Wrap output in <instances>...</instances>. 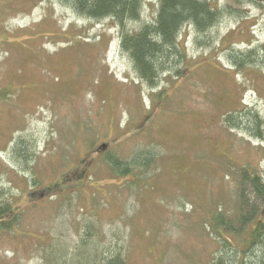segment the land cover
<instances>
[{
	"label": "rangeland",
	"instance_id": "1",
	"mask_svg": "<svg viewBox=\"0 0 264 264\" xmlns=\"http://www.w3.org/2000/svg\"><path fill=\"white\" fill-rule=\"evenodd\" d=\"M156 4L145 2L144 21ZM239 12L204 37L184 27L186 56L152 86L122 49L113 18H86L60 0H0V205H9L0 223L15 219L0 227V264H76L88 228L107 257L127 264L243 254L246 231L227 234L236 246L221 247L215 218L238 213L245 170L264 178V138L243 120L259 113L264 130L263 55L241 69L230 56L261 53L264 9ZM21 138L30 159L19 155ZM144 149L155 157L149 169L118 176L105 161L115 152L131 163ZM244 188L264 219V200ZM260 253L253 248L248 263Z\"/></svg>",
	"mask_w": 264,
	"mask_h": 264
},
{
	"label": "trees",
	"instance_id": "2",
	"mask_svg": "<svg viewBox=\"0 0 264 264\" xmlns=\"http://www.w3.org/2000/svg\"><path fill=\"white\" fill-rule=\"evenodd\" d=\"M60 1L70 6L79 15L89 19L113 18L119 27L122 49L132 60L138 76L152 86L158 83L157 80L161 73L173 67L179 61V58L183 59L186 56V50L181 47L183 38L181 33L184 27L191 25L204 37L224 17L228 15L242 17V12L237 13L240 5L252 4L264 9V4L260 0H231L236 6L239 5L237 7L233 5L221 7L215 5L216 3L214 4L211 0H156V15L154 19L152 21H144L143 13L147 0ZM135 22L142 23L136 26L133 25ZM257 48L248 50L233 49L230 56L236 68L241 69L255 64L262 55L264 61V47L263 50L261 49V53L260 47ZM179 71L178 73H180ZM227 118L230 124L240 126V121L234 119V114H228ZM243 120L245 121L244 123H247L245 127L254 137L264 138L263 119L259 113L254 112L251 115H247L243 117ZM241 125L244 127L243 124ZM20 144L19 155L25 160L32 158L30 156L33 152L30 151L28 142L21 138ZM106 155L105 161L118 176L131 174L134 169H149L155 158L150 149L141 150L140 154L131 163L126 159H122L115 152H108ZM242 176L244 181L240 193L238 213L234 216H225V213L219 212L215 218L216 226L220 229L223 228L225 233V236L219 237L222 241L221 247L222 244L229 247H231L230 245L236 246L233 245L226 235L240 236L243 231L248 234L243 241L246 247L239 246L240 249L242 248L243 254L238 252L234 256L221 251L210 264H264V219L259 218L258 207L250 203L249 197L245 193L247 191L244 188V183L248 184L252 193L263 201L264 178L258 174V170H245ZM34 185H38L37 180H34ZM53 186L54 190L56 185ZM42 191L40 189V192ZM8 209L9 205H0V216ZM14 221L15 219L1 222L0 227L10 229ZM92 230L95 229L88 228V232H86V235L91 239L88 243V239L81 237L82 241L75 251V256L78 259L80 258L78 262L75 261L76 264H84L82 262H86V260L88 263L93 264L101 261L105 262V264H127L126 259L121 254L107 257L105 251L96 245L95 239L92 240L96 236V232L94 233ZM258 246H260L261 250L260 255L253 257L254 261L251 260V257L248 263L247 258L251 255L253 248ZM59 250L68 251L64 245Z\"/></svg>",
	"mask_w": 264,
	"mask_h": 264
},
{
	"label": "water",
	"instance_id": "3",
	"mask_svg": "<svg viewBox=\"0 0 264 264\" xmlns=\"http://www.w3.org/2000/svg\"><path fill=\"white\" fill-rule=\"evenodd\" d=\"M108 148V144L104 143L99 147V151H105Z\"/></svg>",
	"mask_w": 264,
	"mask_h": 264
},
{
	"label": "flooded vegetation",
	"instance_id": "4",
	"mask_svg": "<svg viewBox=\"0 0 264 264\" xmlns=\"http://www.w3.org/2000/svg\"><path fill=\"white\" fill-rule=\"evenodd\" d=\"M49 189H44V191H42V194H45V196H48L49 195Z\"/></svg>",
	"mask_w": 264,
	"mask_h": 264
}]
</instances>
